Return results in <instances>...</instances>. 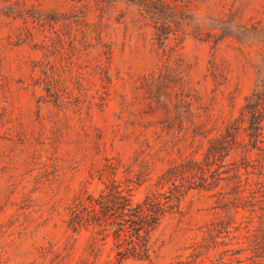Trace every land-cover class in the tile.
I'll list each match as a JSON object with an SVG mask.
<instances>
[{
	"label": "rangeland",
	"instance_id": "374dc122",
	"mask_svg": "<svg viewBox=\"0 0 264 264\" xmlns=\"http://www.w3.org/2000/svg\"><path fill=\"white\" fill-rule=\"evenodd\" d=\"M255 91L264 0H0V264H264ZM190 157L213 181L186 193L148 258L69 225L107 163L141 172L139 199Z\"/></svg>",
	"mask_w": 264,
	"mask_h": 264
},
{
	"label": "trees",
	"instance_id": "16d2710c",
	"mask_svg": "<svg viewBox=\"0 0 264 264\" xmlns=\"http://www.w3.org/2000/svg\"><path fill=\"white\" fill-rule=\"evenodd\" d=\"M162 70L160 76L166 77ZM178 72H182L180 69ZM168 72V76H169ZM249 128L254 131L264 117V92L255 91L244 106ZM227 129V133H229ZM223 137L211 138L206 153L214 155ZM215 156V155H214ZM118 163H107L103 171L111 175L103 187L95 192L78 196L70 207L69 225L73 231L90 229L94 238L102 243L110 242L116 258H148L152 247V235L163 221L179 212L182 198L190 189L212 183L205 175L203 164L196 158H184L164 170L155 185L143 197L136 199L134 189L140 185L141 172L134 176L126 172L116 175ZM216 170L210 172L218 178ZM215 177V178H214Z\"/></svg>",
	"mask_w": 264,
	"mask_h": 264
}]
</instances>
